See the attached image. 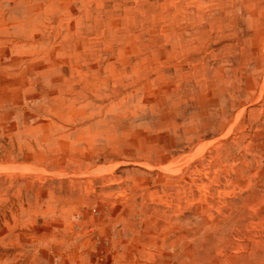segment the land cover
I'll list each match as a JSON object with an SVG mask.
<instances>
[{
  "label": "rangeland",
  "instance_id": "obj_1",
  "mask_svg": "<svg viewBox=\"0 0 264 264\" xmlns=\"http://www.w3.org/2000/svg\"><path fill=\"white\" fill-rule=\"evenodd\" d=\"M0 264H264V0H0Z\"/></svg>",
  "mask_w": 264,
  "mask_h": 264
}]
</instances>
